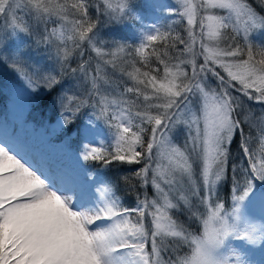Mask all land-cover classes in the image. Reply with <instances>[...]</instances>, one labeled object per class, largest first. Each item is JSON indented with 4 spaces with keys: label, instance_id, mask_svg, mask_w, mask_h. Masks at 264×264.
<instances>
[{
    "label": "snow or ice",
    "instance_id": "1",
    "mask_svg": "<svg viewBox=\"0 0 264 264\" xmlns=\"http://www.w3.org/2000/svg\"><path fill=\"white\" fill-rule=\"evenodd\" d=\"M259 3L264 7V0ZM178 4V11L163 7L186 21L187 38L151 25L135 53L150 70L136 67L135 59L125 61L132 68L125 75L134 86L112 95L104 87L113 83L104 66L111 64L115 69L116 55L125 51V45L114 36L105 40L99 17L94 18L89 9L102 12L105 23L120 25L141 19L134 0H102V6L89 0H0L4 20L0 63L21 76L32 99L42 89L51 95L59 88L53 104L61 131L70 132L80 113L91 108L92 115L80 129L78 158L100 162L104 168L114 162L140 165L133 177L143 190L137 193L134 208L123 205L106 179L100 181L102 187L96 189L100 195L95 197L94 182L88 180L83 186L55 166L46 168L39 161L33 165L16 147L0 140V264H246L231 242H264V223H255L248 215L257 202L264 205V127L257 159L249 146L251 135L244 131L246 125L256 127L250 123L253 114L231 91L237 89L247 99L264 104V49L257 54L250 42L243 46L237 42L238 37L249 41L251 30L264 29V15L249 0H178ZM25 17L43 26L42 42L54 49L58 71L24 72L23 44L14 43L13 38L22 41L23 34H31ZM157 41L172 48L176 43L184 45L177 49L178 62L162 58L155 47L149 53L148 47ZM105 43L114 48L111 60L102 59L109 55ZM85 44L101 59L94 68L88 60L71 67L70 57L77 49L82 57ZM185 54L187 58L181 59ZM152 56L163 65L160 77L153 74L161 69L151 68ZM198 56L202 63H197ZM69 72L90 84V90L69 95L71 89L63 87ZM209 75L218 81L219 90L208 83ZM126 94L135 99H126ZM192 97L198 98V109ZM259 119L264 125V112ZM99 120L114 129L107 140L114 150L105 148L106 139L96 132ZM180 124L188 129L183 147L172 138ZM237 136L251 175L233 181L229 208L215 192L226 178ZM149 187L152 197L146 191ZM181 210L199 225L197 230L173 219V213ZM181 248L186 251L181 253ZM169 250L174 258L164 260L161 253Z\"/></svg>",
    "mask_w": 264,
    "mask_h": 264
},
{
    "label": "trees",
    "instance_id": "2",
    "mask_svg": "<svg viewBox=\"0 0 264 264\" xmlns=\"http://www.w3.org/2000/svg\"><path fill=\"white\" fill-rule=\"evenodd\" d=\"M252 3L253 7L256 11L264 15V7L260 6L259 0H249ZM91 5L101 4L100 0H89ZM136 4V13L141 17L140 20H130L125 21L120 25H116L119 27V30L115 29L113 25L106 24L104 21L106 17L102 12H98L95 7H90V14L96 18L99 17L101 23L99 25L100 35L105 38V40H109L114 36L121 41L125 45V51L123 53H117L116 55V63L117 67L113 69L112 65H105L106 71L108 75L110 73L115 74L116 79L114 80V86L108 87V92L112 95H118L123 92L125 86L133 87V81H131L125 72L131 71V64L125 63V61H131L135 59L136 67L141 68L142 70H150L144 67L143 62L140 57L135 55L137 48L143 41V34L149 29V19L151 14L154 13L157 17L156 23L158 27L161 28L162 31H171L172 35L175 36L179 34L182 38H187L186 33V21L181 17L177 16L175 12H170L168 9L164 8V5H168L170 8L179 10L178 0H134ZM23 17V13L19 14ZM34 26V29L31 27V34H23V40L21 41L19 38L14 37L13 41L16 44H23V52L25 55V59L27 62V66L24 69V72H32L36 68H39L42 72H47L49 70L58 71L59 66L56 62L54 49L49 45L42 42L43 36L41 34L36 33V28L41 29V25H37L34 20L31 18L25 17ZM4 22L3 18L0 17V25ZM52 25H49L51 27ZM171 26V27H169ZM229 34H231V30L229 29ZM243 33H241L242 37ZM39 41V42H38ZM263 41V42H261ZM237 42L242 46L245 43L250 42L253 48L254 53H259L262 49H264V29H254L250 31V39L249 41H244L242 38H237ZM172 41H169L171 44ZM41 47L48 48L47 50L41 49ZM105 52L109 53V55L103 57L102 59H113L111 53L114 51L113 46L110 43H105L103 45ZM155 47L160 51L161 57L164 59H168L171 57L170 63H175L177 56V49H182L184 45L176 43V47H166L163 42H153L151 46L148 47V52L151 53L152 48ZM69 48H71V42H69ZM197 52L200 51L199 44L196 45ZM53 52V53H52ZM165 52L168 53V56H165ZM79 49L76 50L69 60V64L71 67H77L78 63L83 59L88 61L98 62L101 58L96 56V53L92 51L86 44L84 45V57L80 58ZM186 55V54H185ZM182 58V56L180 57ZM92 62V63H94ZM202 57H197V63H202ZM151 68H159L161 69L160 73H153L158 75V77L162 76L163 65L159 64V62L155 59L154 56L150 57ZM185 67L189 68L190 66L185 65ZM123 68L122 72L120 69ZM221 73L223 71L219 69ZM13 71L7 64L0 63V127H4L8 125L14 126L16 124L17 118H19L22 122V128H26L29 124L33 127V129L37 131H42V133L50 140L53 144L65 142L69 144V148L73 150L76 154L81 149L82 135L80 133V129L84 126L85 121L89 116L92 115L91 108H85L79 116V119L73 124L70 132L68 130L61 131L57 128V110L53 104V97L56 96L59 88L52 91L51 95L45 90H41L35 99H32L30 96V92L26 90H19V84L21 81V76L15 77V73H11ZM10 72L9 76H5ZM77 82H80V85L83 83V80L80 79L78 75H73L70 72L66 73L63 77V87L65 89H69L73 86V93L78 94L77 91ZM124 82V83H123ZM84 90H90V84L85 83ZM211 87L217 88L212 83ZM117 86V88L115 87ZM106 89V86H105ZM219 90V89H217ZM231 89L233 95L240 97L244 104L245 110H251L252 116L250 119V123L256 125V127L249 128L247 125L245 126V134L251 135V139L249 141V146L253 154L259 159L260 151V129L264 127V125L260 122V117L262 112H264V104L258 103L254 100H249L247 97L242 96L241 94L236 93ZM84 91H81L83 93ZM79 93V94H81ZM69 94V93H68ZM72 95V94H69ZM126 99H135L132 94H126ZM95 98L91 99L93 102ZM92 102H89L90 104ZM142 102V97L141 101ZM138 110V109H137ZM17 117V118H16ZM115 121H113L114 123ZM96 132L99 134L100 138L106 139L104 147L109 150H114V146L109 144L107 140L111 139V133L114 129L110 128L108 124H106L103 120H99L95 122L94 125ZM27 130V129H26ZM69 135L71 139H69ZM240 137L237 136V139L233 142L230 148V157L227 165V176L225 184L219 186L218 190L215 193L221 202L225 203L226 207L231 206V188L234 180L242 181L245 175H251L249 161L241 150L239 146ZM174 143L179 144L180 139L175 140ZM78 157V156H77ZM84 163V164H83ZM82 166L86 168L90 174L99 176L101 180H107L113 184L116 195L119 196L123 202L125 207L134 208L137 203V193L143 191L138 184V181L133 177V173L140 167V165H129L126 163L114 162L112 165H109L107 168H104L100 162L97 161H89L87 163L82 161ZM233 166L236 167L235 175H233ZM95 174H94V172ZM123 177H128L129 179L125 181L122 179ZM130 184L137 185L136 188L130 187ZM147 194L149 197L154 195V191L151 187L147 190ZM133 218L135 219V214H133ZM173 219H176L177 222L183 223L185 227L190 230H197L199 225L193 223L189 220V215L186 211H175L173 213ZM146 225L151 229L150 221L146 218ZM151 235V231L149 232ZM169 246L172 245V239L169 238L167 241ZM147 250L151 252V240L149 239ZM181 253L186 251V248H181ZM164 260L169 259V257L174 258L171 251H164L161 253Z\"/></svg>",
    "mask_w": 264,
    "mask_h": 264
},
{
    "label": "rangeland",
    "instance_id": "3",
    "mask_svg": "<svg viewBox=\"0 0 264 264\" xmlns=\"http://www.w3.org/2000/svg\"><path fill=\"white\" fill-rule=\"evenodd\" d=\"M100 1L102 2V0ZM149 21L150 23L148 26L149 27L148 31L151 30V25L156 24L158 26V24L156 23L157 17L154 13L151 14ZM3 23L0 26H2ZM113 26L115 29L119 30V27H117L116 25ZM31 27L34 29L32 23H31ZM41 29L42 30H40V28H36L37 30L36 33L41 34L43 36L44 29L42 25H41ZM196 31L197 33L199 32L198 27ZM41 49L47 50L48 48L41 47ZM83 57L84 55L82 57L80 56L81 59H83ZM185 58H187V55L182 56L181 59H185ZM90 62L92 67L94 68L96 63L92 60ZM217 70L220 71L219 69ZM10 72L15 73V77H19L16 72L14 71H10ZM10 72H8V74L5 76L6 77L9 76ZM221 74L224 75V73ZM109 76L113 83L106 85L107 92L109 86L115 85L114 80L116 79V76L113 73H110ZM80 79L82 80V78ZM208 83L209 84L212 83L217 87L216 89H219L218 81H216L215 78L212 77L211 75H209ZM22 84L24 86H22ZM85 86L86 85L84 82L81 85L80 82H77L78 94L81 93V91L85 92L84 90ZM115 87L117 88V86ZM25 88H26V84L21 79L18 89L24 90ZM69 89H71L69 94H73V86ZM233 91H235L238 94H241L237 89H234ZM192 100H193V107L198 109L199 107L198 98L192 97ZM89 102H92L91 99L89 100ZM21 124H22L21 120L17 118L16 124H13L14 126L8 125L9 127L7 126L0 127V140H4L6 144L14 146L17 149H22L26 152H30L31 155L38 157L40 156L43 164L47 163L49 167L55 166L57 169H60L70 174L71 177L80 185L86 186L88 180L90 182H94L93 193L95 197H99L100 193L97 192L96 189L102 187L100 181L103 180L102 179L97 180V178H95L96 176L90 174V172H88L86 168L82 166L83 165L82 161L76 156L73 150L69 148V144L65 142L53 144L52 141H50L42 133V131H37L36 129L34 130L31 124H29L26 128H22ZM172 138H173V142L175 140L180 139V144H182L181 147H183L185 142L188 140V129L186 128V126L183 124L178 125L176 129H174L172 132ZM194 168L197 173V179H199V169H200L199 162H196V164H194ZM226 176H227V172H226ZM225 181L226 178L217 186L216 191L218 190L219 186L225 184ZM257 184H259V181H257ZM248 215L253 222L264 223V205H261L259 202H257L256 206L250 209ZM231 243H232V247L236 248L237 251L241 253L246 264H264V242H259L257 244H249L245 241L233 240Z\"/></svg>",
    "mask_w": 264,
    "mask_h": 264
},
{
    "label": "bare ground",
    "instance_id": "4",
    "mask_svg": "<svg viewBox=\"0 0 264 264\" xmlns=\"http://www.w3.org/2000/svg\"><path fill=\"white\" fill-rule=\"evenodd\" d=\"M23 155H25L26 157H27V159L33 164V165H35L36 164V162L37 161H39L44 167H49L48 165H47V163L46 164H43L42 163V160H41V157L39 156H34V155H31L30 154V152H26V151H24V150H22V149H18Z\"/></svg>",
    "mask_w": 264,
    "mask_h": 264
}]
</instances>
